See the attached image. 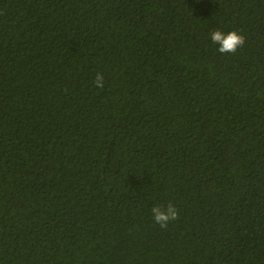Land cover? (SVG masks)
<instances>
[{"label": "trees", "instance_id": "trees-1", "mask_svg": "<svg viewBox=\"0 0 264 264\" xmlns=\"http://www.w3.org/2000/svg\"><path fill=\"white\" fill-rule=\"evenodd\" d=\"M0 264H264V0H0Z\"/></svg>", "mask_w": 264, "mask_h": 264}, {"label": "clouds", "instance_id": "clouds-1", "mask_svg": "<svg viewBox=\"0 0 264 264\" xmlns=\"http://www.w3.org/2000/svg\"><path fill=\"white\" fill-rule=\"evenodd\" d=\"M208 38L217 46V51L220 53H235L245 43L244 35L237 30L211 29ZM103 81V75L98 72L94 81L95 86L102 88L104 86ZM151 214L156 223L162 227H167L171 221L177 219V208L172 203H168L167 206L157 204L151 208Z\"/></svg>", "mask_w": 264, "mask_h": 264}]
</instances>
